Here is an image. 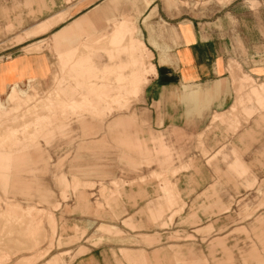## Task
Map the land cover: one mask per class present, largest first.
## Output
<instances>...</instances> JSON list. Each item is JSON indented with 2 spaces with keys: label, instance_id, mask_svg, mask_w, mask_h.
<instances>
[{
  "label": "rangeland",
  "instance_id": "obj_1",
  "mask_svg": "<svg viewBox=\"0 0 264 264\" xmlns=\"http://www.w3.org/2000/svg\"><path fill=\"white\" fill-rule=\"evenodd\" d=\"M80 17L69 58L51 34ZM175 26L226 49L229 89L199 115L172 91L185 126L162 127L132 39ZM29 54L48 59L0 100V260L264 264V0H0V65Z\"/></svg>",
  "mask_w": 264,
  "mask_h": 264
},
{
  "label": "crops",
  "instance_id": "obj_2",
  "mask_svg": "<svg viewBox=\"0 0 264 264\" xmlns=\"http://www.w3.org/2000/svg\"><path fill=\"white\" fill-rule=\"evenodd\" d=\"M54 17L36 26L35 30L29 32L25 39L33 37L37 39L39 35L48 31L49 28L60 21L59 15L56 16L57 19H54ZM83 17L72 21L66 25V27L51 34L53 43L55 42L56 46H58V52L67 51V56L69 58H72V53L76 51L75 46L77 37L75 33L81 29L84 21ZM120 24H123V22ZM170 35L171 36L167 37L159 33L150 34L144 32L142 40L140 36H138L137 39H132V48L138 45L140 49L146 52L148 55L147 58H152V64L149 63V67L152 68L151 71L154 75L149 79L148 85L146 87L144 86L145 100L159 102L165 99L164 108L162 110V127H179V125L185 126V116L188 110L184 106L181 107L182 110H178L179 106L175 104V101L178 99L177 94L175 98H169L171 99L169 102H167L168 98L166 96L168 94L170 96L172 91L183 87L184 91L187 92L182 96V99L186 103L192 105V108L188 111L189 114L197 113L199 115L204 109L208 110L211 105L214 107L216 104L215 100L223 92L226 93L225 95L228 94L229 87L226 82L221 79L224 78L227 73V59L226 49L222 50L221 54H219L216 45L207 38H204L202 34L197 33L193 27L181 29V27L175 26L174 32H171ZM116 39L117 37L115 40ZM41 41L43 40L31 42L25 46V48L37 45ZM42 58L46 59V61L48 59L47 57H38L33 54L27 56L19 55L18 59L15 61L0 65V100H2L1 96L7 94L8 90L9 94L7 97L12 96V94H16L20 97L25 96L27 91L22 88H17L16 85L21 86L29 82L32 78H37L36 73L39 70L38 62L42 60ZM88 63L89 61L84 64V67H91ZM80 66H82V64ZM42 67L46 68L47 66L45 64V66L42 65ZM85 69L86 70L81 73L87 74L88 69ZM107 71V73L113 72L110 68ZM133 72L134 70L132 73ZM219 78L221 80H218ZM215 80L218 81L208 88L202 89L200 87H192L210 83ZM13 90L17 91L14 93L12 92ZM225 97H219L217 101ZM218 117L217 115L213 116L214 120H218ZM168 120H172L173 122H168ZM177 121H180L178 126L174 125ZM122 123L123 121L120 119L116 121L114 125L118 126ZM122 141L125 142L126 139L123 138ZM22 156L21 158L14 156L13 163L27 161V155L25 154ZM18 158L20 160H18ZM237 166L239 167L238 164ZM104 230L110 232L109 229ZM72 264L86 263L83 260H79Z\"/></svg>",
  "mask_w": 264,
  "mask_h": 264
},
{
  "label": "bare ground",
  "instance_id": "obj_3",
  "mask_svg": "<svg viewBox=\"0 0 264 264\" xmlns=\"http://www.w3.org/2000/svg\"><path fill=\"white\" fill-rule=\"evenodd\" d=\"M75 106L78 107L76 103H75ZM45 255H47V254H45ZM6 256H7V255H6ZM6 256H5V255L2 256V258H1V260H0V264H5V263L9 262V260L6 258ZM43 258H44V257H43ZM33 261H34V260H33ZM26 264H34V262H32L31 259H30V260H27V261H26Z\"/></svg>",
  "mask_w": 264,
  "mask_h": 264
}]
</instances>
